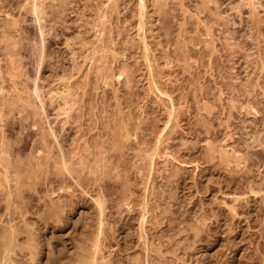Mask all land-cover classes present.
Instances as JSON below:
<instances>
[{
  "label": "rangeland",
  "instance_id": "rangeland-1",
  "mask_svg": "<svg viewBox=\"0 0 264 264\" xmlns=\"http://www.w3.org/2000/svg\"><path fill=\"white\" fill-rule=\"evenodd\" d=\"M32 4L0 0L3 255L264 264V0Z\"/></svg>",
  "mask_w": 264,
  "mask_h": 264
},
{
  "label": "bare ground",
  "instance_id": "bare-ground-1",
  "mask_svg": "<svg viewBox=\"0 0 264 264\" xmlns=\"http://www.w3.org/2000/svg\"><path fill=\"white\" fill-rule=\"evenodd\" d=\"M33 1H34V5L32 4V5H33L32 8H33L34 11H35V12H33V13H36V15H35V14H34V15H35L37 18L40 19L41 15L38 16V13L40 14V12H39V8H38V5H39L40 3L37 4L39 0H33ZM40 8H41V5H40ZM40 10H41V9H40ZM32 11H33V10H32ZM41 11H42V10H41ZM1 40H2V39H1ZM4 47H5V46H4ZM6 48H8L7 51L10 50L9 47L6 46ZM10 52H12V50H10ZM14 52H15V51H14ZM14 52L9 53V54H10V55L12 54V56H13V55H15V53H16V52H15V53H14ZM13 53H14V54H13ZM10 62H11V61H10ZM10 65H12V63H10ZM12 86H13V85H12ZM66 89L68 90V88H65V91H64V90H63V91L66 92V91H67ZM68 91H69V90H68ZM68 91H67L68 94L65 93V95H61L62 97H64V99H65V96L69 95V92H68ZM66 94H67V95H66ZM39 96H40V95H39ZM67 97H68V96H67ZM38 98H39V97H38ZM41 98H42V97H41ZM59 98H61V97H58V99H59ZM68 98H69V97H68ZM39 99H40V98H39ZM66 101H67V100H66ZM41 102H42V101H41ZM55 102H56V101H55ZM62 102H63V104H64L63 106H65V103H66V102H65V103H64V101H62ZM62 102H61V103H62ZM67 102H68V101H67ZM69 102H70V101H69ZM66 106H67V104H66ZM64 108H65V107H64ZM64 110H65V109H64ZM55 134H56V133H55ZM55 136H56V135H55ZM43 140H44V138H43ZM43 140H42L41 142H44V143H45V140H46V139H45L44 141H43ZM42 144H43V143H42ZM46 144H47V143H46ZM59 145H60V144H59ZM57 146H58V145H57ZM57 146H56V147H57ZM60 146H61V145H60ZM97 146H98V145H97ZM99 146H100V145H99ZM99 146H98V147H99ZM100 147H101V146H100ZM101 149H102V148H101ZM103 149H104V148H103ZM59 154H60V153H59ZM62 154H63V153H62ZM62 154H61V156H62ZM99 154H100V153H99ZM61 156H60V157H61ZM63 156H64V155H63ZM64 159H65V158H64ZM64 159H63V160H64ZM100 160H101V159H100ZM5 176H7V174H6ZM21 179H22V178H20V180H19V178H16V180H17L19 183H20V181H23V182H24V180H23V179L21 180ZM20 184H21V183H20ZM21 185H22V184H21ZM24 185H25V184H24ZM16 186H17V187H16ZM16 186L14 185V189L17 188V190H16V189L14 190L12 187H11V188L13 189V190H12L13 193H14V191H17V194L19 195V193L21 192V190H20L19 187H18V183H17ZM22 187H24L23 190L25 189V187L28 188V186H26V185H25V186L22 185ZM49 187H51V186H49ZM49 187H48V189H49ZM20 188H21V187H20ZM27 188H26V189H27ZM34 189H35V188H34ZM18 190H20V192H19ZM23 190H22V192H23ZM28 190H29V189H28ZM28 190H27V191H28ZM49 190H50V189H49ZM53 190H54V189H53ZM71 190H73V189H71ZM74 190H75V189H74ZM83 190H84V189H83ZM9 191H10V190H9ZM29 191H33V190L31 189V190H29ZM35 191H36V190H35ZM51 191H52V190H51ZM18 192H19V193H18ZM95 192H96V191H95ZM10 193H11V192H10ZM15 193H16V192H15ZM25 193H27L26 190L24 191V194H25ZM30 193H32V192H30ZM30 193H29V194H30ZM36 193H38V191H37ZM45 193H47V192H45ZM104 193H106V192H104ZM22 194H23V193H22ZM22 194H21V195H22ZM24 194H23V195H24ZM97 194H98V193H97ZM10 195H11V194H10ZM15 195H16V194H15ZM70 195H71V193H70ZM72 195H73V193H72ZM72 195H71V199H72ZM104 195H105V194H104ZM101 196H103V194H102ZM105 196H106V195H105ZM21 197H22V196H21ZM14 198H16L17 200H20V199H18V198L15 197V196H14ZM19 198H20V195H19ZM23 198H24V196H23ZM103 198H104V196L102 197V201H103ZM13 200H14V199H13ZM119 200H120V199H119ZM20 201H21V200H20ZM107 201H108V200H107ZM71 202H73V201H70V203H71ZM105 202H106V200H105ZM120 202H121V201H120ZM22 203H23V200H22ZM45 203H46V202H45ZM45 203H44V205H46ZM68 204H69V203H68ZM103 204H104V201H103ZM103 204H102V202H100V207H98V208H102V206H104ZM8 205H9V204H8ZM49 205H50V203H49ZM65 205H66V204H65ZM69 205H71V204H69ZM72 205H73V204H72ZM53 206H55V205H53ZM7 207H8V206H7ZM17 207H18V206H17ZM56 207H57V206H56ZM58 207H59V206H58ZM58 207H57V208H58ZM232 207H234V205H233ZM232 207H231L230 209H233ZM8 208H9V207H8ZM8 208H7V210H8ZM13 208H14V207H13ZM13 208H12L11 210H13ZM18 208H19V207H18ZM53 208H54V207H53ZM105 208H106V206H105ZM19 209H20V208H19ZM48 209L52 210L51 208H48V207H47L46 210H48ZM9 210H10V208H9ZM22 210H23V211L26 210L25 206H24V208H23ZM99 210H100V209H99ZM14 211H15V210H13L12 212H14ZM23 211H22V214H23ZM52 211H53V210H52ZM231 211H233V210H231ZM15 212H17L18 214H16ZM15 212H14V213H15L16 215H15L14 213L11 214V217H12V216L14 217V218L12 217L13 219H11V217H8V220H9V221L14 220L17 216H19V215L21 214V213H19L18 211H15ZM24 212H25V211H24ZM55 212H56V211H55ZM102 212H103V211H102ZM7 213H8V212H7ZM26 213H27V212H26ZM26 213H24V214H26ZM50 213H51V212H50ZM53 213H54V211H53ZM56 213H57V212H56ZM22 214H21V215H22ZM24 214H23V215H24ZM34 214H35V213H34ZM36 214L38 215V214H39V211H38V213H36ZM40 214H41V213H40ZM42 214L45 215V216L48 215V213L46 214V211L43 212ZM100 214H102V213H100ZM3 215H4V213H3ZM3 215H0V216H3ZM14 215H15L16 217H15ZM37 215H35V216L38 217ZM52 215L54 216V214H52ZM103 215H104V214H103ZM233 215H234V214H233ZM30 216H31V215H30ZM45 216H44V217H45ZM234 216H235V215H234ZM3 217H4V216H3ZM19 217H20V216H19ZM22 217L24 218V217H26V216H22ZM40 217H41V215H40ZM50 217H51V216H50ZM38 218H39V217H38ZM41 218H42V217H41ZM45 218H47V217H45ZM48 218H49V217H48ZM48 218H47V219H48ZM2 219H3V218H2ZM4 219H5V217H4ZM4 219H3V221H4ZM16 219H17V218H16ZM39 219H40V218H39ZM22 220H23V219H22ZM99 220H100V219H99ZM1 221H2V220H1ZM1 221H0V222H1ZM15 221H16V220H15ZM41 221H42V220H41ZM43 222H44V221H43ZM56 222L58 223V221H56ZM101 222H103V221H101ZM101 222H100L99 224H101ZM4 223H5V222H4ZM10 223H11L10 226L12 227V230H14V232H13L14 234H11L12 230H11V228H10L9 226L5 227L7 223H5V225L3 224V225H4V226H3L4 228L2 229V232L4 231L5 228H7V230L4 231V232L7 231L6 234L8 233L7 236H6L5 238L9 237L10 235H11V236H10L9 238H7L6 240H9L10 238L13 239V238H12V235H13V236L15 237L13 240L15 241L16 238H18V237L15 236L16 232H18V231H20V232H21V231H22V232H25V230H24V225H23V227L21 226L23 229H22V228L19 229L20 226L18 227V225H19L18 223H15V222H13V223H15V224H12V222H10ZM8 224H9V223H8ZM16 224H17V227H18V228L15 227V228H16V229H15L14 226H12V225H15V226H16ZM43 224H44V223H43ZM45 224H46V221H45ZM45 224H44V225H45ZM47 224H48V223H47ZM0 226H1V225H0ZM98 226H99V225H98ZM27 227H29V226H27ZM101 227H102V226H99V228H101ZM0 228H1V227H0ZM13 228H14V229H13ZM29 229H30V228H28V230H29ZM23 230H24V231H23ZM101 230H102V228H101ZM8 231H9V232H8ZM10 231H11V232H10ZM15 231H16V232H15ZM99 231H100V229H99ZM2 232L0 231V233L2 234V236H4L5 233L3 232V233H4V234H3ZM28 232H30V231H28ZM28 232H27V233H28ZM1 234H0V235H1ZM18 234L20 235L19 232H18ZM30 234L32 235L31 232H30ZM8 235H9V236H8ZM16 235H17V234H16ZM19 235H18V236H19ZM96 235H97V234H96ZM2 236H0V237H2ZM27 237L29 238L30 236L27 234ZM95 237H96V236H95ZM5 238H4V239H3V237L1 238V239H3V242H4V243H5V241H6ZM30 238H31L30 240H31V243H32L33 240H34V239L32 240L33 235H32ZM1 239H0V241H1ZM11 239H10V241L12 242ZM4 240H5V241H4ZM98 240H100V239H98ZM14 241H13V242H14ZM84 241H85L84 243H87L86 240H84ZM7 242L9 243V241H6V243H7ZM11 242H10V243H11ZM13 242L11 243L13 248H16V249H17V248L21 247V248H19L18 250H19V251L21 250L20 253H22V256H24V254L27 253L26 251H31L32 249L35 248V247H34V246H35L34 244H32V247H31L32 249L29 248V247L31 246V243H29L30 245H29V244H26V246H28V248H29L30 250H28V248L25 246L26 249H24L23 251H25V250H26V251H25V253H24V252L22 251L23 246H17V245H16V247H15V246H13V244H17V240H16L15 243H13ZM8 243H7V244H8ZM10 243L7 245V246H9V247H6V245H3V246L1 245V246L3 247V249L0 248V250H4V251H2V253H1V251H0V255H1L0 258L3 256V258H1V259L4 260V262H5V259L8 258V257H6V255H3V253L6 252L4 247H6V250H7L8 248L11 247V244H10ZM95 243H96V242H95ZM0 244H2V243H0ZM59 244H60V243H59ZM96 244H99V243H96ZM25 247H24V248H25ZM13 248H12V249H13ZM92 248H93V247H92ZM92 248H90V249H92ZM16 249L10 251V254H11V255H12V254H15V250H16ZM96 249L98 250L99 248H96ZM10 250H11V249H10ZM8 251H9V249H8ZM13 251H14V252H13ZM32 251H34V250H32ZM99 251H100V250H99ZM11 252H13V253H11ZM17 252H18V251H16V253H17ZM61 252H63V250H62ZM94 252H95V251H94ZM20 253L18 252V254H20ZM23 253H24V254H23ZM87 253H88V252H87ZM97 253H98V252H97ZM97 253L95 252L94 254L96 255ZM6 254H7V256H9V255H8L9 252H7ZM29 254L32 256V257H30L32 260H31L30 258H28L27 262L29 261V259H30L31 261H33V257L35 258V257L39 254V252H38L37 255L35 254V256H34L33 253H30V252H29ZM60 254H61V253H60ZM94 254H93V255H94ZM16 255H17V254H16ZM16 255H14L15 258H16ZM27 255H28V254H27ZM61 255H64V254L62 253ZM80 255H83V256H84L83 253H81ZM91 255H92V254H91ZM93 255H92V256H93ZM4 256H5V257H4ZM18 256H19V255H18ZM18 256H17V257H18ZM20 256H21V255H20ZM22 256H21V258H24V257H22ZM59 256H60V255H59ZM85 256H86V254H85ZM85 256H84V257H85ZM97 256H98V255H97ZM97 256H96V258H97ZM11 257H12V256H9V258H8L7 260L10 261L9 259H14V258H11ZM26 257H28V256H25V258H26ZM60 257H61V256H60ZM79 257H80V256H79ZM87 257H88V256H87ZM93 257H94V256H93ZM18 258H19V257H18ZM21 258H19V259H20V260H19L20 263L18 262L17 259H14V260H15V261L17 260V262H18L19 264H27V263L25 262L27 258H26V259L24 258L25 261H22ZM36 258H37V257H36ZM75 258H76V257H75ZM96 258H95V259H96ZM57 259H59V258H55V259H53L54 261L52 262V264H53V263L55 264V263H56L55 261H59V260H60V259H59V260H57ZM73 259H74V258H73ZM76 259H77V258H76ZM82 259H83V258H81V259L79 258V259H77L78 261H77V260H76V261H77V262H80V260H81V262L83 261L82 264H84L85 260H82ZM95 259H94V260H95ZM97 259H98V258H97ZM14 260H13V264H15V261H14ZM74 260H75V259H74ZM89 260H90V258H89ZM91 260H92V258H91ZM91 260H90V262H89V261H87V263L85 262V264H90V263H91V264H92V263L94 264V263H96V262L100 263V262L97 261V260H96V262H93L94 260H92V261H91ZM21 261H22V263H21ZM34 261H35V260H34ZM38 261H39V260H38ZM51 261H52V260H51ZM51 261H50V263H51ZM0 262H1V261H0ZM17 262H16V264H18ZM81 262H80V263H75V264H81ZM5 263H6V262H5ZM5 263H3V264H5ZM34 263H36V262H34ZM34 263H31V264H34ZM37 263H38V262H37ZM47 263H48V262H47ZM47 263H46V264H47ZM72 263H73V262H72ZM6 264H9V263H6ZM10 264H12V262H10ZM28 264H30V263H28ZM56 264H57V263H56ZM68 264H71V263L69 262ZM100 264H104V262H102V263H100Z\"/></svg>",
  "mask_w": 264,
  "mask_h": 264
}]
</instances>
